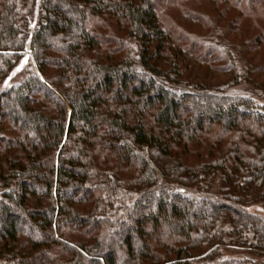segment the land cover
Instances as JSON below:
<instances>
[{
  "label": "trees",
  "instance_id": "1",
  "mask_svg": "<svg viewBox=\"0 0 264 264\" xmlns=\"http://www.w3.org/2000/svg\"><path fill=\"white\" fill-rule=\"evenodd\" d=\"M206 1L0 0V264H264L262 0Z\"/></svg>",
  "mask_w": 264,
  "mask_h": 264
},
{
  "label": "rangeland",
  "instance_id": "2",
  "mask_svg": "<svg viewBox=\"0 0 264 264\" xmlns=\"http://www.w3.org/2000/svg\"><path fill=\"white\" fill-rule=\"evenodd\" d=\"M21 2V8L22 10L26 13V17L24 18L27 19V22L25 23L26 27L28 29H32L38 21V16H39V5H40V0H20ZM200 4L204 8H213L215 6L212 2H207L206 0H200ZM216 7V6H215ZM218 8V7H217ZM222 8V3H219V8ZM263 8V9H262ZM180 11L178 10L177 6H174L172 4H168L163 8V13L162 16L166 20V22H179V15ZM226 17L231 18L232 16H237V12L235 8H230L226 12ZM243 19L244 24H249L252 22H255L258 26H255L257 29H264V0L259 5L254 6L253 8V13L252 15H246L241 17ZM255 28V29H256ZM221 37L224 39L226 38L225 36L221 35ZM33 63L32 58L30 57L29 54L25 53L23 54L21 60L16 64V66L13 68L11 71L10 75L0 84V93L3 92L5 89L10 87L12 84H15L19 82L23 76L25 75V71L27 67H30L31 64ZM213 75V78L218 77L221 79V81H228L232 78V75L230 74H221L218 75L217 73H210ZM215 80V79H213ZM216 81V80H215ZM263 81V77L259 79L254 80V84H250L247 82H241L237 88H241L245 91H259V87ZM263 94L262 92H260ZM264 102V100H261ZM215 130H213L214 132ZM210 141V137H207L203 139L201 142L203 144L201 145L202 147L207 146V144ZM195 145L190 146L189 150L193 153L196 150ZM248 209L251 212L257 213L259 215L264 216V205L260 203H252L249 205ZM228 256V255H227Z\"/></svg>",
  "mask_w": 264,
  "mask_h": 264
}]
</instances>
